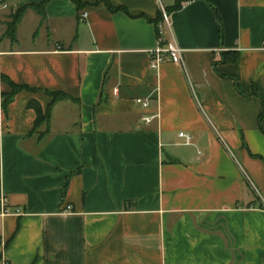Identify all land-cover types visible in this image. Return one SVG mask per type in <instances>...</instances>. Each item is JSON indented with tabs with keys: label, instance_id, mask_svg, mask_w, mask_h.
<instances>
[{
	"label": "crops",
	"instance_id": "1",
	"mask_svg": "<svg viewBox=\"0 0 264 264\" xmlns=\"http://www.w3.org/2000/svg\"><path fill=\"white\" fill-rule=\"evenodd\" d=\"M42 1L0 0L4 260L264 264V0H50L3 36ZM161 10L183 64L151 70Z\"/></svg>",
	"mask_w": 264,
	"mask_h": 264
},
{
	"label": "trees",
	"instance_id": "2",
	"mask_svg": "<svg viewBox=\"0 0 264 264\" xmlns=\"http://www.w3.org/2000/svg\"><path fill=\"white\" fill-rule=\"evenodd\" d=\"M49 1L50 0H43L38 5H32V6L24 7V8L19 9L18 11H16L13 15L10 16V22H8L6 24V29H5L3 36L5 38L9 39L10 42H12V43L16 42V28H17V25L19 24L25 10L27 8H33L38 13H40L41 15H44L45 6L48 4ZM70 1L76 6V8L78 10L83 7V4L80 2V0H70ZM188 1H191V0H176V3L172 7L171 10L172 11L179 10L183 6V4L188 2ZM203 1H206L207 3H209L208 0H203ZM97 4H99V2H97ZM104 6L111 12L123 10L122 8H114L108 3H105ZM210 6L214 12L215 19L219 24L220 38H222L223 37V29H222L221 18L219 16V13L217 12V10L212 5H210ZM160 17H161V13H159L158 18L155 21V24H157L159 22ZM235 59H236V57L232 61H234ZM3 81L10 88L9 93L3 94L2 106L5 108L6 106H8L13 101V99L17 93H19L20 91H23V90H28V88L26 86L16 85V84L12 83L10 80L6 79L5 77L3 78ZM46 94L51 98L50 106L57 101H62V100L67 99V96L65 94L59 93V92H47ZM50 106H49V108H50ZM27 108L32 110L35 114L34 128H37L39 125H41L43 123H48L49 108L46 112H44L42 110L41 105L35 99H30L28 101ZM263 114H264V101H263L262 115ZM261 132L264 135V128L261 129ZM66 184H67V182H66Z\"/></svg>",
	"mask_w": 264,
	"mask_h": 264
},
{
	"label": "built area",
	"instance_id": "3",
	"mask_svg": "<svg viewBox=\"0 0 264 264\" xmlns=\"http://www.w3.org/2000/svg\"><path fill=\"white\" fill-rule=\"evenodd\" d=\"M87 17L86 13L81 15V20H85ZM156 30V45L154 48L150 49L147 54L149 57V67L151 70H157L163 63L170 62L175 65L183 64V50L177 44L171 29V20L170 16L164 11L161 10V17L157 24H155ZM262 47H264V41H262ZM137 105H140L142 108L146 109L150 105V101H144L137 99L135 101ZM153 117H144L142 121L145 124H149L152 121ZM179 138H182L185 142V145L190 144V137L184 133H179ZM69 208H67L68 210ZM16 214H19L18 211ZM8 211L4 209L2 217L7 216ZM6 243L2 238H0V249H4ZM2 253V252H1ZM0 264H8L2 255H0Z\"/></svg>",
	"mask_w": 264,
	"mask_h": 264
}]
</instances>
